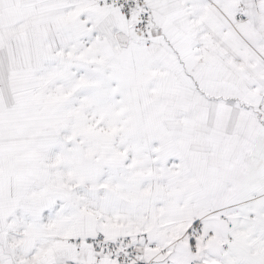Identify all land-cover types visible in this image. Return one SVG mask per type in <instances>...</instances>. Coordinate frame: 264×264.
<instances>
[{"label": "snow or ice", "instance_id": "6c2138e0", "mask_svg": "<svg viewBox=\"0 0 264 264\" xmlns=\"http://www.w3.org/2000/svg\"><path fill=\"white\" fill-rule=\"evenodd\" d=\"M0 264H264V0H0Z\"/></svg>", "mask_w": 264, "mask_h": 264}]
</instances>
